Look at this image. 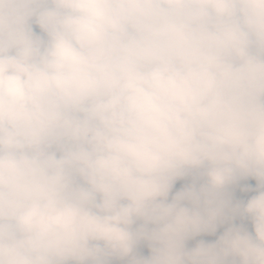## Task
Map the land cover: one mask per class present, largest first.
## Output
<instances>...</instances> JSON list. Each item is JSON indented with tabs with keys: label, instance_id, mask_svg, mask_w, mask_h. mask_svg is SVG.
I'll return each mask as SVG.
<instances>
[{
	"label": "clouds",
	"instance_id": "obj_1",
	"mask_svg": "<svg viewBox=\"0 0 264 264\" xmlns=\"http://www.w3.org/2000/svg\"><path fill=\"white\" fill-rule=\"evenodd\" d=\"M115 261L264 264V0H0V264Z\"/></svg>",
	"mask_w": 264,
	"mask_h": 264
},
{
	"label": "rangeland",
	"instance_id": "obj_2",
	"mask_svg": "<svg viewBox=\"0 0 264 264\" xmlns=\"http://www.w3.org/2000/svg\"><path fill=\"white\" fill-rule=\"evenodd\" d=\"M37 31H39V29H36ZM187 181L185 180H177L176 183L174 184V187H173V193L174 194L176 191H179L186 183ZM248 184L252 185L253 187H255V184H256V181L254 179H250L247 181ZM253 193H247V194H240V193H237V196L236 198L239 199V198H247L248 196L252 195ZM236 223H244L245 226L248 228V230L250 232L253 231L252 229V226H251V222L250 221H241L239 218L236 220ZM228 225L225 224L221 227L218 228L217 232L214 234V235H208V234H203V235H200V236H196L192 239H190L188 242H187V246L188 247H194L195 244L197 242H199L200 240H204L206 242H214L218 237L219 235H221L223 233V231L225 230V228L227 227ZM254 234V233H253ZM138 252L142 255H148L149 254V249L147 248V246L145 244H142L139 246L138 248ZM114 264H126V261H115Z\"/></svg>",
	"mask_w": 264,
	"mask_h": 264
}]
</instances>
